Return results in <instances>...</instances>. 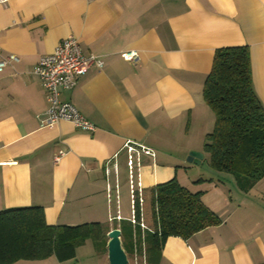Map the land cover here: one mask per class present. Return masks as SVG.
<instances>
[{
	"label": "crops",
	"instance_id": "crops-1",
	"mask_svg": "<svg viewBox=\"0 0 264 264\" xmlns=\"http://www.w3.org/2000/svg\"><path fill=\"white\" fill-rule=\"evenodd\" d=\"M67 36L77 39L84 56L103 61L60 93L92 122L91 132L69 121L47 124L44 88L31 73L40 56ZM240 45L248 46L253 88L264 105V0L0 4L1 53L19 58L0 72V210L40 206L49 225L99 222L109 231L125 220L134 228L122 209L129 196L123 144L131 140L154 152L142 155L139 170L147 229L139 227L138 247L146 264H264V177L241 191L231 176L210 172L206 186L186 187L201 191L221 222L188 239L170 236L159 253H146L143 241L152 230V187L180 180L190 150L204 158L201 139L213 128L214 114L202 90L214 52ZM127 50L137 52L136 61L123 59ZM58 150L66 153L54 163ZM117 206L122 219L110 221ZM105 253L87 240L70 259L50 255L8 264H108Z\"/></svg>",
	"mask_w": 264,
	"mask_h": 264
},
{
	"label": "trees",
	"instance_id": "trees-1",
	"mask_svg": "<svg viewBox=\"0 0 264 264\" xmlns=\"http://www.w3.org/2000/svg\"><path fill=\"white\" fill-rule=\"evenodd\" d=\"M202 96L214 114L213 128L203 144L209 166L218 174L231 175L239 190L248 191L264 177V105L253 88L248 46L215 50ZM201 195L175 177L152 187V230L143 236L146 253H159L170 236L188 239L221 222ZM139 227H119L127 255L141 241ZM107 232L108 227L99 222L49 225L40 206L6 208L0 210V264L50 255L70 259L87 240L96 251L105 253ZM138 249L141 253V246Z\"/></svg>",
	"mask_w": 264,
	"mask_h": 264
},
{
	"label": "built area",
	"instance_id": "built-area-1",
	"mask_svg": "<svg viewBox=\"0 0 264 264\" xmlns=\"http://www.w3.org/2000/svg\"><path fill=\"white\" fill-rule=\"evenodd\" d=\"M6 1L0 0V4ZM137 58L138 54L136 51L127 50L123 52V59L126 61L134 62ZM18 61L19 58L17 55H3L0 50V72L5 67L11 66ZM92 65H95L99 69L102 67L103 61L94 54L84 56L74 36H67L61 39L52 52L40 56L37 63L31 69V73L40 79L44 88L48 103V107L44 112V121L47 124L69 121L75 127L82 130L88 132L94 130L92 122L86 119L72 103L60 99L61 91L73 89L78 84L80 76L88 72ZM123 148L126 152V164L129 173L130 217L128 220L131 224H137L141 228L147 229L143 222L144 192L140 182L139 170L142 164V155L153 157L154 152L150 148L131 140H126ZM65 153L64 150H58L53 155V162H59ZM135 175L137 176L136 180H134ZM107 194L110 197V186L107 187ZM137 211L139 218L136 217ZM109 219L110 221H119L122 219L118 206L116 213L112 214ZM134 253V256H137L136 251ZM135 259L136 264H146L144 255H142L141 261H137V258Z\"/></svg>",
	"mask_w": 264,
	"mask_h": 264
},
{
	"label": "rangeland",
	"instance_id": "rangeland-1",
	"mask_svg": "<svg viewBox=\"0 0 264 264\" xmlns=\"http://www.w3.org/2000/svg\"><path fill=\"white\" fill-rule=\"evenodd\" d=\"M195 135L196 134H195L194 131H189L188 132V137H190L192 141H195V139H196ZM204 137L201 139L202 143L204 142ZM190 138H189V140H190ZM187 156H186V159H187ZM181 170H182V173H180V180L179 179H177V180H178V182L181 185H183L185 187L187 185H191V184H199V185L202 184L203 186H206L207 185L206 182H207V179H209L210 172L215 173V171L213 169H211V167L209 166L208 154L207 153L204 154V158H203V160H202V162L200 164H196V163H193V162H190V161H186V163L183 166H181ZM229 176H231V175H229ZM200 179H204V180L202 181ZM148 204H149V202H148ZM122 209H123V213H125L127 216H130V205H129V196H128V194L126 195L125 199L122 202ZM121 226L122 227L127 226V222L125 220L122 221ZM109 229H110V227H109ZM87 244H90V243L88 242ZM81 248L83 249V247H81ZM84 248H87V247H84ZM133 249H134L133 252L129 253L127 255L128 264H136L137 262H136L135 258H137V261H141V259H142V254H139L138 244L133 246ZM134 251H136V253H137L136 255L137 256H134V254H135ZM106 258H107V256H106ZM144 259H145V257H144Z\"/></svg>",
	"mask_w": 264,
	"mask_h": 264
},
{
	"label": "water",
	"instance_id": "water-1",
	"mask_svg": "<svg viewBox=\"0 0 264 264\" xmlns=\"http://www.w3.org/2000/svg\"><path fill=\"white\" fill-rule=\"evenodd\" d=\"M203 159L202 152L190 151L187 156V161L200 164ZM106 256L108 264H128V257L122 247L120 230L111 229L106 234Z\"/></svg>",
	"mask_w": 264,
	"mask_h": 264
}]
</instances>
